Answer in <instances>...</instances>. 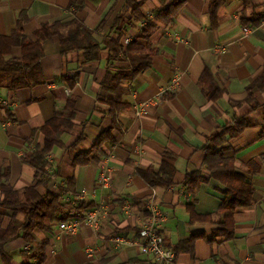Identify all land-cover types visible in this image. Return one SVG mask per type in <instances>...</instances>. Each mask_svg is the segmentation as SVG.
Segmentation results:
<instances>
[{"label": "crops", "instance_id": "obj_1", "mask_svg": "<svg viewBox=\"0 0 264 264\" xmlns=\"http://www.w3.org/2000/svg\"><path fill=\"white\" fill-rule=\"evenodd\" d=\"M180 1L136 0L140 18L125 10L126 0H0V39L11 36L19 19L23 46L56 24L66 36L77 22L98 46L93 60L83 51L62 54L55 35L44 41L40 66L24 85L12 89L0 80V182L19 194L22 206L26 190L34 187L47 202L57 198L61 207L28 238L21 231L6 244L0 264H146L138 247L111 240L138 237L153 194L167 216L161 233L165 246L177 253L174 264H264V92L247 101L248 89L264 71V20L255 25L264 16V0H252L255 9L242 0H224L216 27L208 0H185L172 21L155 17ZM146 19L154 24L147 35ZM245 27L251 34H244ZM134 41L150 53V67L139 74L124 57ZM116 44L122 51L114 58ZM21 56V47L12 48L10 58ZM176 75L178 91L160 99ZM216 88L221 95L212 100ZM71 97L73 129L46 155V171H39L27 158L43 148L42 127ZM147 100L155 103L137 119L135 107ZM241 118L248 127L239 136L222 145L211 140ZM216 146L255 191L252 203L236 210L229 241L217 235L224 229L216 218H208L226 189L206 168L204 149ZM105 163L112 180L101 188L97 182ZM165 165L174 169L170 186H151L139 173ZM189 177L201 180L195 193L187 189ZM4 198L0 190V201ZM96 207L103 208L98 230L86 223L75 235L60 230L61 223L83 220ZM0 214L2 230L13 218L25 219L24 208L0 207ZM90 248L95 249L91 258Z\"/></svg>", "mask_w": 264, "mask_h": 264}, {"label": "trees", "instance_id": "obj_2", "mask_svg": "<svg viewBox=\"0 0 264 264\" xmlns=\"http://www.w3.org/2000/svg\"><path fill=\"white\" fill-rule=\"evenodd\" d=\"M246 7L251 6L256 8L252 0H242ZM185 0L180 2H174L173 5L166 10L156 14V18L160 16H168L169 20L178 13L180 8L184 5ZM224 0H208L210 17L212 25L216 27L218 21V13ZM139 4L136 0H126L125 10H132L135 16L139 14ZM142 19H145L142 16ZM264 20V16L259 15V18L255 19V25H259ZM147 24L144 27L143 34L147 35L154 28V24L147 20ZM172 21V20H171ZM74 28L66 35L59 33L60 24H56L52 29L42 31L38 34V40L27 46H23V23L21 19L18 20L17 26L12 32L11 36L0 39V80L8 82V88L17 89L18 86L24 85L25 77L29 76L40 66L41 60L44 57L43 43L48 39H52L53 36L58 35L60 44L62 47V54L69 52H85L88 56V60H93L95 52L98 50L97 44L92 39L91 32L83 25L73 22ZM21 47L22 56L20 58H10L12 48ZM113 49V57L116 58L122 51L116 44ZM8 57V58H7ZM124 57L129 59L134 66H136L135 74H139L150 67V53H147V49L139 46L135 41L131 43L124 53ZM108 78H111L109 74ZM12 86H11V85ZM72 85V84H71ZM74 86V84H73ZM256 89V91H253ZM264 92V71L263 74L256 79L254 84L248 89L249 103L255 98L256 94ZM221 91L216 88L211 95L212 100H216L220 97ZM126 106H123V108ZM117 106L111 104V113L116 112ZM253 108H257L254 106ZM75 98H69V101L63 111H57L54 117L42 127V132L45 136L44 146L41 150H37L31 157L27 158V162L39 171H46L49 166L47 161V154L55 147L62 146L61 136L65 132H69L73 129V120L75 117ZM248 127L244 118L236 119L232 124L225 126L222 133H216L211 140L216 141L217 145L226 143L229 139L239 136ZM98 145H100V140ZM206 155V168L211 172V178L222 183L226 189L224 190V198L219 209L214 215L208 216L210 220L224 230L217 233L221 236L223 234L224 241H229L234 236V215L237 209L250 205L253 201L254 187L247 181V179L241 174L236 172L234 161L225 157L224 148L209 149ZM141 176L151 185L170 186L173 181L174 169L170 166H164L156 171L152 168L141 169L139 171ZM198 176L199 173H194L193 176ZM1 178V177H0ZM196 178V177H195ZM201 183V180L193 177H189L186 181L188 191L195 193L197 187ZM0 190L4 194V200L0 201V207L17 211L19 209H25V219L22 222L12 219L11 225L8 230H2L0 228V253H3V248L9 242L19 238L21 231H23L26 238L29 237L30 231L37 227L42 228L43 221L47 217H51L52 210L57 214L61 212L60 205L57 198H51L49 202L44 197L39 196L34 187H30L26 190V203L22 206L18 200V193L10 188L5 182H0ZM90 207V206H89ZM88 208V207H87ZM82 217H79L81 219ZM4 215L0 214V226ZM176 253V252H175ZM177 254V253H176Z\"/></svg>", "mask_w": 264, "mask_h": 264}, {"label": "built area", "instance_id": "obj_3", "mask_svg": "<svg viewBox=\"0 0 264 264\" xmlns=\"http://www.w3.org/2000/svg\"><path fill=\"white\" fill-rule=\"evenodd\" d=\"M244 34H251V29L244 28ZM180 86V75H176L170 82V84L164 88L159 98L163 99L166 96L175 95ZM155 103L153 100H147L135 107V116L140 119L148 113V107ZM110 169L107 164H102L101 172L98 178V185L101 188L109 187L111 184ZM83 195H86V191H82ZM148 212V218L140 228L137 238H127L123 236L114 237L111 242L119 247H133L136 246L140 252L148 257L146 264H174L175 253L172 249L165 246L164 237L162 235V229L167 222V216L162 211L160 204L153 194L146 203ZM103 216V208L96 207L87 213V216L83 220H73L71 222H63L60 224V230L69 235H75L80 226L86 223L94 230H98L100 220ZM95 253L94 248L88 249L89 258L93 257Z\"/></svg>", "mask_w": 264, "mask_h": 264}]
</instances>
